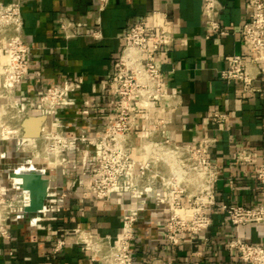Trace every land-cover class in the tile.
I'll return each mask as SVG.
<instances>
[{"label":"crops","instance_id":"0c3cea01","mask_svg":"<svg viewBox=\"0 0 264 264\" xmlns=\"http://www.w3.org/2000/svg\"><path fill=\"white\" fill-rule=\"evenodd\" d=\"M221 1L218 17L222 24L238 28L251 16L246 0ZM202 6L203 0H110L103 11H98L96 0H27L23 5L24 31L31 46L30 70L17 86V95L31 101L35 114L36 102L48 87L65 78L79 82L78 100L53 117L60 119L53 128L60 127L71 136L104 131L116 96L109 77L126 32L152 10L167 12L176 40L158 60L169 89L179 94V103L166 115V132L181 143L199 144L204 137H217L208 148L221 169L215 182L217 204L210 207L212 226L199 234H186L177 246L167 239V210L153 205L145 210L132 242L134 264H149L153 257L173 264H252L238 258L229 248V240L242 237L264 244L263 224H233L222 207L233 202L255 206L263 199L255 171L264 163V80L259 76L255 84L261 90L246 96L240 80L219 76L218 70L227 66L229 55L250 54L239 31L209 35ZM60 16L81 23L75 36L61 32ZM95 28L102 30V37L92 36ZM1 58L5 60L4 55ZM213 110H224L228 117L216 121L211 116ZM146 118V114L138 117L137 142L146 133ZM9 147L5 142L1 150ZM242 148L254 152L252 161L236 160ZM138 153L141 155V150ZM6 161L27 163L23 158ZM50 174L67 195L38 225L27 218L9 219L11 237L0 236V264H102L76 242L74 234L67 236L62 250L55 252L52 247L75 226L115 238L131 198L125 193H115L109 200L97 198L81 171L68 173L63 165L52 167Z\"/></svg>","mask_w":264,"mask_h":264},{"label":"built area","instance_id":"2783aa9c","mask_svg":"<svg viewBox=\"0 0 264 264\" xmlns=\"http://www.w3.org/2000/svg\"><path fill=\"white\" fill-rule=\"evenodd\" d=\"M27 0H0V98L23 114L18 124V149L21 136H25L23 121L29 116L43 118L37 141L43 137L47 153V165L58 169L66 167L68 173L81 171L87 178L88 188L97 198L109 200L115 193H125L131 203L122 214V229L115 238L75 226L59 236L52 249L62 250L67 236L74 234L76 242L90 252L93 260L102 264H134L132 242L136 235V224L141 214L152 205L167 210L165 222L169 243L177 246L186 234H199L213 224L210 207L217 204L215 182L221 171L209 156L208 148L217 137H204L199 144L181 143L166 132L167 114L178 106L179 94L169 89L159 64V54L174 46L176 35L167 12L156 9L133 23L124 37V45L109 77L110 87L115 91L110 114L104 131L100 134L67 135L54 125L60 120L55 115L80 97V84L65 78L63 82L48 87L36 102L37 113H32L31 101L19 97L17 86L29 73L28 54L30 44L24 31L23 5ZM98 11L107 8L110 0H96ZM251 16L238 28L229 27L220 21L218 12L221 0H203L202 14L208 34H229L239 31L250 56L240 53L229 55L226 67L218 70L219 76L227 80H240L246 96L261 90L255 84L261 76L264 80V0H246ZM99 20V18H98ZM80 22L68 16H60L58 28L66 37L76 35ZM95 38L102 37V30L91 32ZM5 56V60L1 58ZM146 114V133L137 142L134 131L138 128V117ZM216 121L224 120L228 113L213 110ZM50 118H53L50 120ZM4 137L2 139H7ZM25 143V144H24ZM141 150V155L138 153ZM7 150H0V236L9 239L11 217L27 218L38 225L57 207L66 190L56 183L48 166L38 161L17 163L13 169L7 162ZM52 157V159L50 158ZM254 152L242 148L236 160L252 161ZM36 169L44 181L43 204L31 210L32 191L17 184L12 174L21 168ZM255 176L260 182L263 199L255 206L237 202L223 204L230 221L236 225H264V163ZM228 246L238 258L252 264H264V244L242 237L231 238ZM149 264H173L163 257H153Z\"/></svg>","mask_w":264,"mask_h":264},{"label":"rangeland","instance_id":"374dc122","mask_svg":"<svg viewBox=\"0 0 264 264\" xmlns=\"http://www.w3.org/2000/svg\"><path fill=\"white\" fill-rule=\"evenodd\" d=\"M11 103L12 102L8 104L4 99L0 98V150L6 142L7 144L11 145V147L7 149V158H23L24 162L32 161L34 159V161H38V165L48 166L46 158H48L49 155L47 153L43 137H40L37 141H35L34 137H29V140L25 142L28 146L24 147L21 145L18 149L17 142L20 133L13 132L18 131L17 126L20 120L23 118V114L17 112L16 108L10 105ZM4 137L8 138L4 140L2 139ZM50 158L52 159V157ZM11 166L13 169H15L17 164L12 163ZM48 168L51 170L52 167L48 166Z\"/></svg>","mask_w":264,"mask_h":264},{"label":"water","instance_id":"95a60500","mask_svg":"<svg viewBox=\"0 0 264 264\" xmlns=\"http://www.w3.org/2000/svg\"><path fill=\"white\" fill-rule=\"evenodd\" d=\"M42 121L43 118L39 116L27 117L23 121L25 136L38 137L40 135ZM24 179L25 187L30 188L32 191V204L30 209L35 211L39 209L43 204L44 181L37 174H30L28 176H25Z\"/></svg>","mask_w":264,"mask_h":264},{"label":"bare ground","instance_id":"6f19581e","mask_svg":"<svg viewBox=\"0 0 264 264\" xmlns=\"http://www.w3.org/2000/svg\"><path fill=\"white\" fill-rule=\"evenodd\" d=\"M8 129V128H7ZM7 131V130H6ZM31 138V137H30ZM27 140H29V137H21V143L22 142H26ZM36 157L38 158V156L36 155ZM32 171H37L36 169H29V168H21L17 173H13L12 174V179L17 183V184H21L24 185L25 183V176H28L32 173ZM25 186V185H24ZM39 197V196H38ZM41 197V196H40Z\"/></svg>","mask_w":264,"mask_h":264}]
</instances>
